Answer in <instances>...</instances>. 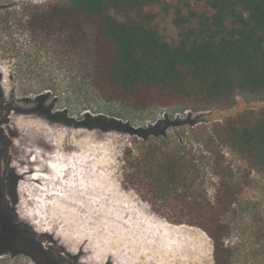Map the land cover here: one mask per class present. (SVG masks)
Here are the masks:
<instances>
[{
    "label": "rangeland",
    "instance_id": "obj_1",
    "mask_svg": "<svg viewBox=\"0 0 264 264\" xmlns=\"http://www.w3.org/2000/svg\"><path fill=\"white\" fill-rule=\"evenodd\" d=\"M66 1L0 0V264H214L213 243L202 230L167 222L121 184L130 130L169 116L159 129L199 160L205 153L193 143L196 128L264 108V100L239 96L229 109L173 116L166 109L104 107L93 93L80 92L55 39L34 41L11 28L32 7ZM161 28L174 33L169 19ZM113 119L123 125L116 129ZM225 155L245 171L239 158ZM227 222L235 264H264V176L250 174Z\"/></svg>",
    "mask_w": 264,
    "mask_h": 264
},
{
    "label": "trees",
    "instance_id": "obj_2",
    "mask_svg": "<svg viewBox=\"0 0 264 264\" xmlns=\"http://www.w3.org/2000/svg\"><path fill=\"white\" fill-rule=\"evenodd\" d=\"M195 1L203 9L188 0H67L32 7L11 28L34 41L55 39L80 92L112 110L173 116L229 109L239 96L264 100V0ZM165 19L173 35L162 31ZM160 124L130 130L121 184L167 222L202 230L214 264H235L227 217L250 174L264 176V108L196 128L193 143L205 153L199 160ZM225 151L244 163L243 173Z\"/></svg>",
    "mask_w": 264,
    "mask_h": 264
},
{
    "label": "bare ground",
    "instance_id": "obj_3",
    "mask_svg": "<svg viewBox=\"0 0 264 264\" xmlns=\"http://www.w3.org/2000/svg\"><path fill=\"white\" fill-rule=\"evenodd\" d=\"M62 179V178H61ZM59 180V179H58ZM60 181V180H59ZM62 182V181H61ZM58 184V183H57ZM55 185V184H54ZM62 185V184H61ZM57 186V185H56ZM65 186V185H64ZM52 187V186H51ZM66 187V186H65ZM64 188V187H63ZM55 190H58V189H55ZM59 191V190H58ZM64 191V190H63ZM63 198V197H62ZM46 199V198H45ZM59 200V199H58ZM61 200V199H60ZM64 201V200H63ZM168 233V232H167ZM170 233V232H169ZM151 243V242H150ZM149 243V244H150ZM152 243H154V242H152ZM155 244V243H154ZM155 246V245H154ZM158 247V246H157ZM161 248V247H160ZM167 248V247H166ZM150 249V248H149ZM159 249V248H158ZM164 249V248H163ZM170 249H171V247H170ZM179 249V248H178ZM167 250V249H166ZM163 251V250H162ZM171 252V251H170ZM159 253V252H158ZM168 253V252H167ZM165 253H163V255H164ZM166 255H168V254H166ZM104 263V262H103Z\"/></svg>",
    "mask_w": 264,
    "mask_h": 264
},
{
    "label": "flooded vegetation",
    "instance_id": "obj_4",
    "mask_svg": "<svg viewBox=\"0 0 264 264\" xmlns=\"http://www.w3.org/2000/svg\"><path fill=\"white\" fill-rule=\"evenodd\" d=\"M20 231H21V232H19L20 235H25L26 234V228L25 227L21 228Z\"/></svg>",
    "mask_w": 264,
    "mask_h": 264
}]
</instances>
